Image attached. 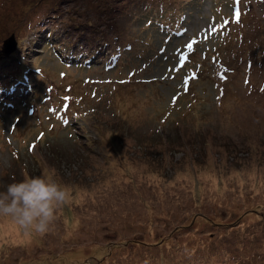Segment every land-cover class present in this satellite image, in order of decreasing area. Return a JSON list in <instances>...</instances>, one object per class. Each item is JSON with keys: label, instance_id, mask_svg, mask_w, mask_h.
<instances>
[{"label": "rangeland", "instance_id": "1", "mask_svg": "<svg viewBox=\"0 0 264 264\" xmlns=\"http://www.w3.org/2000/svg\"><path fill=\"white\" fill-rule=\"evenodd\" d=\"M0 89V191L71 189L0 264H264V0H0Z\"/></svg>", "mask_w": 264, "mask_h": 264}, {"label": "clouds", "instance_id": "2", "mask_svg": "<svg viewBox=\"0 0 264 264\" xmlns=\"http://www.w3.org/2000/svg\"><path fill=\"white\" fill-rule=\"evenodd\" d=\"M54 176L50 172L9 184L0 191V217L10 218L25 235L49 233L59 210L71 199L70 187Z\"/></svg>", "mask_w": 264, "mask_h": 264}, {"label": "water", "instance_id": "3", "mask_svg": "<svg viewBox=\"0 0 264 264\" xmlns=\"http://www.w3.org/2000/svg\"><path fill=\"white\" fill-rule=\"evenodd\" d=\"M2 46L3 52L5 54H9L10 52H12L15 48V41L13 35H10L9 37L3 40Z\"/></svg>", "mask_w": 264, "mask_h": 264}, {"label": "snow or ice", "instance_id": "4", "mask_svg": "<svg viewBox=\"0 0 264 264\" xmlns=\"http://www.w3.org/2000/svg\"><path fill=\"white\" fill-rule=\"evenodd\" d=\"M237 16H238V14H237ZM187 46H188L189 48H191V47H192V44H191V43H189Z\"/></svg>", "mask_w": 264, "mask_h": 264}, {"label": "trees", "instance_id": "5", "mask_svg": "<svg viewBox=\"0 0 264 264\" xmlns=\"http://www.w3.org/2000/svg\"><path fill=\"white\" fill-rule=\"evenodd\" d=\"M236 260H234V263H235Z\"/></svg>", "mask_w": 264, "mask_h": 264}]
</instances>
